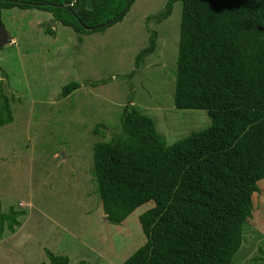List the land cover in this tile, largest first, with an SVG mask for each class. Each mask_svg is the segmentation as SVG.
I'll return each instance as SVG.
<instances>
[{"label": "rangeland", "instance_id": "1", "mask_svg": "<svg viewBox=\"0 0 264 264\" xmlns=\"http://www.w3.org/2000/svg\"><path fill=\"white\" fill-rule=\"evenodd\" d=\"M166 2L136 0L122 22L91 35L54 23L46 11L2 10L10 40L0 48V91L14 121L0 126V210L25 215L15 233L0 232V264H42L46 250L68 256L70 264H122L146 243L140 216L154 203L121 225L107 221L92 174L93 147L121 131L130 102L155 121L167 145L210 126L206 111L174 106L182 3L161 23L150 19ZM151 32L156 51L130 78ZM73 81L82 87L63 97ZM101 81L107 83L90 84ZM259 188L232 264H264V181Z\"/></svg>", "mask_w": 264, "mask_h": 264}, {"label": "trees", "instance_id": "2", "mask_svg": "<svg viewBox=\"0 0 264 264\" xmlns=\"http://www.w3.org/2000/svg\"><path fill=\"white\" fill-rule=\"evenodd\" d=\"M135 1L0 0V21L3 9H38L91 35L122 22ZM177 2L174 106L206 111L211 123L167 145L155 121L130 102L120 115L121 131L94 145L92 174L107 221L121 225L154 203L140 216L146 243L122 264H232L264 181V0H167L150 19L166 20ZM46 33L55 36L51 27ZM151 33L130 78L156 51L157 33ZM81 87L70 82L62 96ZM13 121L11 101L0 91V126ZM23 215L14 207L0 210V232L15 233ZM46 253L42 264H70L68 256Z\"/></svg>", "mask_w": 264, "mask_h": 264}, {"label": "water", "instance_id": "3", "mask_svg": "<svg viewBox=\"0 0 264 264\" xmlns=\"http://www.w3.org/2000/svg\"><path fill=\"white\" fill-rule=\"evenodd\" d=\"M9 40H10L9 35L5 31L0 21V48H3L4 46H6L9 43Z\"/></svg>", "mask_w": 264, "mask_h": 264}]
</instances>
